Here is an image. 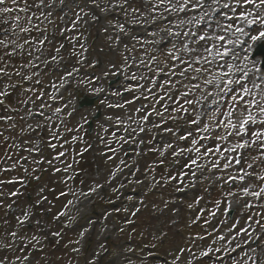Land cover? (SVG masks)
Returning <instances> with one entry per match:
<instances>
[{"label": "rangeland", "instance_id": "374dc122", "mask_svg": "<svg viewBox=\"0 0 264 264\" xmlns=\"http://www.w3.org/2000/svg\"><path fill=\"white\" fill-rule=\"evenodd\" d=\"M183 3L104 0L109 17L87 0H43V4L41 0H17L16 4L6 0L0 6L13 9L0 14V39H16L24 45L11 59L4 58L10 75L0 76V90L9 93L0 105V180L14 182L0 184L4 193L0 197V241L10 245L0 246V264H128L129 260L132 264H153V250H160L162 261L172 264H264V197L259 204L241 191L246 183L259 190L264 181L233 183L231 179L245 171L264 175L260 159L264 156V135H252L264 133V125H252L248 140L253 151L246 156L238 150L229 151L240 138L218 127L217 119L227 120L232 101L215 97L219 105L211 103L213 96L208 92L215 89L204 83L227 69L224 64H213V56L204 51L202 45L211 47L212 43H197L198 36H208L212 28L211 36L224 34L217 31L218 25L202 26L203 20L212 21L214 7L222 8L224 17L221 14L216 23L224 29L233 24L227 22L229 17L233 20L253 6L220 0L209 4L205 14L201 9L196 15L193 6L185 13L178 11ZM26 6L27 11H19ZM154 18L160 20L157 26L152 25ZM118 25H124L125 33ZM20 26L29 31L19 32ZM43 38L49 43L40 55L37 49ZM89 45L91 58L82 75L61 92L59 87L81 64ZM251 51L245 48L240 52L242 61L248 63L244 56L251 57ZM3 54L0 51V56ZM53 56L56 61H52ZM194 57L200 62L193 67L207 71L188 68L182 77L180 73L187 67L182 61ZM234 60L229 64L235 65ZM236 67L240 69L235 65L232 71H237ZM28 76L31 79H24ZM117 77L120 82L109 86ZM157 85L153 92L151 87ZM97 87L106 91L100 100L103 115L89 134L87 123L101 109L94 106L79 111L77 92L91 97L97 94ZM124 90L130 97L121 100ZM253 95L258 100L259 90L254 89ZM137 97L146 100L144 107L137 103ZM109 104L120 110H110ZM251 112L257 121L264 119L258 109ZM232 119L235 122L237 117ZM141 128L147 132L138 137ZM189 132L187 140L179 139ZM119 170H125V175L115 182L114 173ZM194 172L200 173L199 187L190 191L196 182ZM122 185L127 186L126 191L121 190ZM98 186H104L107 195L83 202L87 196L83 194ZM13 191L19 194L18 199L9 195ZM230 192L236 193L238 204L231 220L226 210ZM25 210L31 227L17 223L16 218H22ZM85 231L92 233L88 239L83 238ZM11 232L17 236L12 237ZM243 233L254 239H236ZM239 245H247V252L220 261ZM205 252H211L213 259L201 260ZM27 255L33 259L27 260Z\"/></svg>", "mask_w": 264, "mask_h": 264}, {"label": "snow or ice", "instance_id": "6c2138e0", "mask_svg": "<svg viewBox=\"0 0 264 264\" xmlns=\"http://www.w3.org/2000/svg\"><path fill=\"white\" fill-rule=\"evenodd\" d=\"M216 3H218V0H215ZM12 4H16L17 0H11ZM88 5H90L92 8L97 9L99 12L106 14L109 11V6L104 4V0H87ZM124 3H128V0H124ZM192 3V0H184V3L181 4L178 8V11H185L188 9L189 4ZM6 0H0V6L5 5ZM41 4H43V0H41ZM237 4H243V5H252L253 10H245L238 13L237 19H241L244 21L245 25H257L259 24V28H253L251 31L246 30L245 27H236L235 32L233 33H239L241 36H247L248 41L251 43L249 44V50H252V46H264V0H237ZM39 6V5H37ZM46 7H50V5H45ZM116 5H112V7H115ZM122 6V5H121ZM193 8H203L204 7V0H195V3H192ZM224 7H229L228 4H225ZM13 9L11 7L3 6L0 7V14H6L11 13ZM19 11L24 12L27 11V6L25 8L19 9ZM135 12L136 9H133ZM233 12H235V9H233ZM93 17H95V12H93ZM79 18V17H78ZM16 21H20V17H15ZM229 19H232V17H229ZM233 27V24H228L224 31H228ZM119 31L124 32L125 28L124 25H118ZM29 29L27 27L20 26L19 32H28ZM255 33V34H253ZM14 35H18L14 31ZM184 35H188V33H184ZM195 35V34H193ZM211 39H215L221 42L220 48H217L215 51V57H218L220 60L224 61V66L227 70H222L218 75H215L212 79H207L204 81L205 85H211L215 89V92H208L209 96H213V100L211 103L219 105V100L215 99V97H228L231 99L232 104L228 105V112H227V120L222 121L221 119H217V126L218 127H225L227 128L228 135H232L233 132H235L236 136L242 137V139L229 151H236L239 149H248L252 146L250 141L248 139H243V137L248 135V126L250 124H255L259 122L261 125H264V119L257 121L256 117L252 115L251 109L256 108L258 109L259 113L261 115H264V88L261 87L262 84H264V67L258 66L262 63L261 60H257L255 57V54L251 57L245 53V60L248 63L252 64V68L248 69L247 71L243 72V78L237 77L236 73L232 71V69L235 67L233 64H229L228 60L226 58L228 57H235L236 51H235V45L238 43L237 40H232L230 38H227L225 35H218L216 37H208L205 35H199L197 38V43L209 41ZM46 40V38H45ZM248 41H245V43H248ZM44 40L40 41V44H44ZM225 42L227 45H232L233 47H227L225 46ZM25 43H29L27 39H25ZM62 47V46H61ZM187 47V46H186ZM205 52H211L213 48H216V45L213 44L211 47H208L206 44L202 45ZM11 48L10 51H4ZM24 48L23 44H19L16 42V39H0V51H3V56H0V76H8L10 75L7 72V64L5 63L4 58L7 57L8 59H11L13 55L17 54V50H22ZM223 49L222 51L220 49ZM37 51L40 53V55L44 54V51L42 48H38ZM191 51V50H190ZM243 51V49H241ZM56 52H60V48L56 49ZM31 55V53H29ZM174 59H181L178 56L173 57ZM39 59V57H37ZM57 57L53 56L52 61H56ZM200 62L199 57H194L191 60L188 61H182L187 67L181 71L180 75L183 77L185 75V72H187L188 68H193L194 71H207V69H197L194 68V64H198ZM206 63H211L210 61H207L205 58ZM44 63H48L47 60L44 61ZM23 67V66H21ZM245 68H247V63L245 64ZM240 69H237L239 71ZM249 73H251V76H249ZM71 75V73H69ZM24 79H31L30 76L24 77ZM259 80L260 83H257L256 81ZM155 83V82H153ZM248 84H251L252 87H248ZM195 87H198V85H194ZM159 87V85H157ZM7 88V86H6ZM257 89L259 90V99L257 100L253 95V90ZM103 91L102 87H97L94 89L95 93H100ZM149 91H151L149 89ZM9 95L8 91L6 90H0V105L4 104L3 97H7ZM187 103L192 104V101H187ZM90 104H94V101L89 100L87 97H85L81 101V109L83 107L88 106ZM113 105H108V107H112ZM59 111V109L57 110ZM186 111V110H185ZM246 114V115H245ZM225 113L220 112V116L224 117ZM237 117V120L233 121V116ZM215 118V116L213 117ZM2 119V117H0ZM149 117L145 115L143 117V120L147 122ZM191 123L197 124L198 121L192 120ZM207 129V126L205 125V130ZM141 132L146 131L145 128L140 129ZM166 131H172V129H166ZM191 135V132H189L187 135L180 136L179 139L181 140H187L188 136ZM252 135L256 137H260L264 135V133H261L259 131L254 132ZM221 139H226V137H221ZM193 143H196V141H192ZM255 143V142H252ZM171 147V145H168ZM261 147H264V143L261 144ZM197 152H199V149H196ZM206 152L210 151L208 149H205ZM216 151H219L217 149ZM253 159H256L255 157ZM261 161L264 162V156L260 157ZM193 164H196V160L192 161ZM236 163H240L239 160H236ZM213 167H217L216 163L213 162ZM228 164H225L224 167H228ZM249 168L253 167L252 164L248 165ZM10 169H5V171H9ZM233 183H235L237 180L243 182V181H249L254 183L255 180L264 181V175H257L253 176L251 173L243 172V174L234 176L231 178ZM4 183H14L13 181H3L0 180V184ZM92 191H95V189H92ZM242 193L246 196H251L257 199H260L264 197V187H259V190H256L255 187L250 186V184L246 183L241 189ZM10 196H16L17 193L15 191L9 193ZM63 195V193H62ZM83 195H88L87 193H84ZM227 195L235 196L236 193L230 192ZM4 196L3 192H0V197ZM46 199V198H45ZM71 203V201H69ZM231 206L229 202V207ZM246 207H250V205L246 204ZM11 207V205H9ZM63 215V213H61ZM17 223L22 227L25 222L29 221L30 214L27 210H25L22 213V218L17 217ZM10 235L12 237H16V232H11ZM53 235H59V233H53ZM33 239L37 240V237H33ZM223 239V237H221ZM0 246L3 247H10L9 244L3 243L0 241ZM218 251V250H217ZM128 264H132V262L129 260Z\"/></svg>", "mask_w": 264, "mask_h": 264}, {"label": "bare ground", "instance_id": "6f19581e", "mask_svg": "<svg viewBox=\"0 0 264 264\" xmlns=\"http://www.w3.org/2000/svg\"><path fill=\"white\" fill-rule=\"evenodd\" d=\"M208 3H209V0L208 1H204V8H206L207 7V5H208ZM230 21H232L231 19H230ZM228 34V36L229 37H233L234 36V34H232V33H227ZM211 43H214V39H211V40H209ZM250 44V43H249ZM249 44H248V49H249ZM237 58H238V60L236 61V65H241V63H242V61H241V53H238L237 54ZM257 60H260V58H256ZM215 62L217 61V60H214ZM242 68H244V69H250L251 67H252V64H247V68H245V64H242V66H241ZM246 70V71H247ZM257 83H259V80H257L256 81ZM250 87H252V85L250 84ZM257 90V89H256ZM242 240H244V238H241Z\"/></svg>", "mask_w": 264, "mask_h": 264}]
</instances>
